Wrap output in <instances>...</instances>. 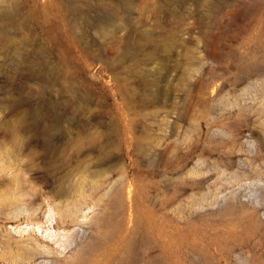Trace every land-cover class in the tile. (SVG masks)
I'll use <instances>...</instances> for the list:
<instances>
[{
  "label": "rangeland",
  "instance_id": "obj_1",
  "mask_svg": "<svg viewBox=\"0 0 264 264\" xmlns=\"http://www.w3.org/2000/svg\"><path fill=\"white\" fill-rule=\"evenodd\" d=\"M3 12L0 264H264V0Z\"/></svg>",
  "mask_w": 264,
  "mask_h": 264
},
{
  "label": "bare ground",
  "instance_id": "obj_2",
  "mask_svg": "<svg viewBox=\"0 0 264 264\" xmlns=\"http://www.w3.org/2000/svg\"><path fill=\"white\" fill-rule=\"evenodd\" d=\"M114 1H116V2L117 1H124V3H125V2H134L135 0H114ZM121 5H122V3H121ZM9 20H10V18H9L8 12L7 13L3 12L2 14H0V22L1 23L7 24L9 22ZM252 147H255V146L252 145ZM250 191H252V190H250ZM251 194H252L251 197L254 196V197H257V200H259V201L261 200V197H260L258 191L254 190L253 192H251ZM249 197H250V195H249ZM116 202H120L119 199ZM88 210H92V208H88ZM92 213H93L92 217H95V215L97 214V210L96 211L94 210ZM54 215H55L54 211L51 208H49L45 212V217H44L45 221L39 222L36 226V230L38 231V233L41 234L42 238H44V241H45V243H42V242L37 243L38 247L36 248L37 255L41 256L43 258V260L40 262H36L34 256L28 257V258H26V261H25L26 264H56V262L60 260L59 259L60 250L62 248H64L65 245H64V243L56 241V231L54 230V227H53L54 226V219H55ZM81 217L83 219L82 222H80L77 219L78 218L77 217L74 221H72V224L79 225V224H82L83 221L89 220L90 213H88L84 210V211H82ZM104 222L106 224L110 223V221L105 219V218H104ZM44 227H46L45 231L43 230ZM44 232H45V234H44ZM70 238H71V240H69L68 242H70L69 244L73 245L75 243V236H71ZM34 239H36V238H34ZM55 245H56V247H55ZM16 264H20V263L18 261H16Z\"/></svg>",
  "mask_w": 264,
  "mask_h": 264
}]
</instances>
